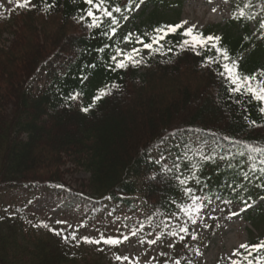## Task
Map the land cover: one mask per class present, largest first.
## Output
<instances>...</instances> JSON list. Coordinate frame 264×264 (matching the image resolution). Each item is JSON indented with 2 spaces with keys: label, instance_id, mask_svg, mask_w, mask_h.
Wrapping results in <instances>:
<instances>
[{
  "label": "trees",
  "instance_id": "trees-1",
  "mask_svg": "<svg viewBox=\"0 0 264 264\" xmlns=\"http://www.w3.org/2000/svg\"><path fill=\"white\" fill-rule=\"evenodd\" d=\"M44 2L32 0L36 7L30 11L12 6L0 16V193L25 191L12 214L0 221V264H82L53 232L33 234L31 222L38 218L31 210L33 189L71 190L94 203L93 218L118 215L122 208L134 217L133 203L140 199L139 226L162 232L172 230L173 221L185 215L181 206L192 203L185 187L208 198L202 200L244 206L264 196L259 170L264 155L250 151L264 149V114L248 96L228 91L231 85L218 74V64L205 66L204 57L215 55L214 50L201 55L181 51L177 43L182 37L176 34L139 67L112 71L108 57L121 47L118 37L108 39L101 29L87 27L90 18L78 19L88 7L83 0H47L54 5L48 11ZM151 2L158 5L148 19L153 30L178 25L165 13L169 3L143 0ZM128 3L112 0L129 17L137 8L134 3L129 10ZM263 5L262 0L238 2L224 26L200 31L221 37L242 74L264 71ZM241 8L256 18H235ZM50 21H57L54 29ZM125 21L121 18L119 25ZM5 34L13 38L5 39ZM105 44L110 47L98 52ZM165 53H174L178 65ZM185 67L200 81L182 79ZM43 74L45 83L34 87ZM101 89L109 94L82 111ZM76 93L81 95L70 100ZM171 141L180 149L164 166L153 156ZM74 172L87 175L78 190L68 184ZM178 176L188 177L187 184L181 185ZM260 209L253 220L256 229L264 225Z\"/></svg>",
  "mask_w": 264,
  "mask_h": 264
},
{
  "label": "rangeland",
  "instance_id": "rangeland-1",
  "mask_svg": "<svg viewBox=\"0 0 264 264\" xmlns=\"http://www.w3.org/2000/svg\"><path fill=\"white\" fill-rule=\"evenodd\" d=\"M153 1V0H151ZM170 4L165 7V13L171 16L170 20H177L178 24L187 21L184 27L195 26L197 30H205L211 26H224L231 17V10L238 2L245 0H163ZM4 8L0 12L5 13L13 5L7 0H0ZM153 2L149 5L143 3L133 12L129 19L119 25L116 36L121 48L128 50L132 47H141L135 43L137 37L153 34V25L148 19L150 13L156 10ZM215 9V11L213 10ZM179 12V16H178ZM54 22L50 21L54 29ZM40 23V22H39ZM254 28V25L252 26ZM132 34L133 43H125L124 37ZM10 34H5V39H12ZM9 44V43H8ZM144 50L143 58L148 55ZM171 57H174L172 55ZM174 66L177 60L173 58ZM182 66V64H180ZM182 79L195 80L199 82V77L192 76L191 71L185 67L181 71ZM33 82L34 87H39L45 83V74ZM199 78V79H198ZM199 80V81H198ZM85 102V101H84ZM80 102L79 105L84 104ZM173 143L165 146L163 156L157 152L158 161L166 164L169 159L175 156ZM72 175V176H71ZM68 182L70 187L78 190L81 180L87 175L83 172L71 174ZM72 180V181H71ZM25 196V191L10 190L0 193V221L6 215L12 214L15 204ZM31 210L38 217L31 222L34 225L33 234L49 228L65 229L63 235H68L67 243L71 250L79 256L82 264L89 262L92 264H175L177 260L180 264H230L229 257L232 252L239 248L242 243L256 244L264 240V225L256 229L254 218L261 206L264 208V198L258 202L244 207L235 203H220L212 201H201L203 209L199 215L193 214L196 223L192 218L185 215L184 220H174L171 224V231L166 227L162 231H153L148 225L138 226L141 210H143L142 200L135 199L133 203L136 212L134 217L130 215L128 208L118 209V215L108 213L105 216L89 217L93 210L94 203L84 199L83 196H76L71 190L64 188L45 189L43 187L33 189L30 192ZM241 209H244L241 211ZM260 209V210H261ZM237 213V215H232ZM87 219L85 222L84 220ZM57 221H66L67 224H57ZM44 224L49 228L43 227ZM68 225H71L69 228ZM134 226L135 229L130 227ZM186 226L188 233L179 231L180 227ZM132 231L137 235L132 236ZM179 233L177 236L170 235L171 232ZM52 232V231H51ZM76 233V240H71L70 233ZM195 234L196 239H192ZM90 239H100L101 236L118 237L128 236L129 239L117 247L105 244H88L82 237ZM180 236L184 239L181 240ZM62 240V236H58ZM156 240L155 244L149 241ZM64 241V240H63ZM169 245H173L170 247ZM243 251V250H241ZM199 253V254H198ZM117 256L128 257V260H117ZM235 259V257H233Z\"/></svg>",
  "mask_w": 264,
  "mask_h": 264
},
{
  "label": "snow or ice",
  "instance_id": "snow-or-ice-1",
  "mask_svg": "<svg viewBox=\"0 0 264 264\" xmlns=\"http://www.w3.org/2000/svg\"><path fill=\"white\" fill-rule=\"evenodd\" d=\"M8 4L13 5L14 9L19 10H32L36 7L32 3V0H7ZM83 2L88 6L84 10V15H81L78 19L83 21L86 18H90L87 23L88 28L101 29V34L106 36L108 39H112L117 33V26L119 25V21L122 18L123 20H128V15L125 14L124 10L121 9L119 5H113L112 0H83ZM135 3V7L139 8L140 4L143 3V0H139V3H136L135 0H129L128 9L130 10L132 5ZM54 5L48 4L47 0L44 2V10L48 11ZM251 7V4L245 5V8ZM0 8H4V4L0 3ZM215 11V9H213ZM119 14V16L115 15ZM3 13L0 12V16ZM235 18H247V19H255V16L249 15L246 13L244 8H241L238 14L235 15ZM109 23L105 25V21ZM187 24V21L182 22L178 25H165L158 27L153 30L152 35H148L145 33L143 36L137 37L135 43L139 44L141 47H132L128 50H125L119 46L115 48L114 54L109 55L108 60L110 61L112 67V71L123 70L131 67H139L143 60V52L147 50L149 53H159L162 48L165 47V42H167L168 38L172 35L179 34L182 38L178 41L177 46L181 51L192 50L197 55H201V53H211L215 52V55H206L204 57L205 66H210L212 64H218L222 71L218 74L223 76L231 87L228 89L229 92L237 95H246L252 101L257 102L259 107V112L264 114V71L257 74H242L239 71L238 61L236 59H232L229 55L227 48L223 47L220 44L221 37L207 35L205 36L202 32L196 29V27L189 26L184 27ZM106 29V30H105ZM183 29L182 31H179ZM259 29L264 30V19L259 21ZM132 34H128L124 37L125 43H133ZM248 39V37H245ZM110 45L105 44L104 47L97 49L98 52L104 53L106 49H108ZM167 51L171 52L172 48L168 47ZM93 67H95L93 65ZM86 79V77H85ZM112 87H118V85H113ZM109 94L104 89H101L99 94L93 97V104L88 107L82 108L81 110L84 112H88L89 108L93 107L95 102L100 100L104 95ZM81 94L76 93L69 97L70 100H76ZM251 125H255L256 121H250ZM251 152H259L261 155H264V149L251 147ZM205 160L212 159L211 157H202ZM252 159V157H249ZM223 159V157H221ZM261 165H264V160L260 161ZM252 170H256V165H252ZM260 172L264 174V167H261ZM191 178H195V175ZM244 178L248 179L247 173L244 174ZM188 177L180 178L177 177V180L181 185H186L188 181ZM199 182V181H197ZM184 192L186 195H189L192 203L190 205L181 206L180 210L192 218V222L196 223V220L193 218V214L199 215L203 209V204L200 202L202 199H208L207 197H199L194 194V190L191 187H185ZM225 203H230V201H225ZM249 207L251 205H248ZM244 209H241L243 211ZM232 215H237V213H232ZM57 224H67L66 221H57ZM43 227L49 228V225L44 224ZM70 228L71 225H68ZM49 231H52L57 236H62L65 242H68L69 236L63 235L65 229H56L49 228ZM182 233H188V228L186 226H182L179 229ZM132 236H136L137 232L132 231ZM172 236H177L179 233L173 231L170 233ZM71 240H76V233H70ZM85 243L88 244H105L112 247H117L121 245L123 242L129 239L128 236H123L122 238L118 237H104L101 236L100 239H90L85 236L82 237ZM180 239L183 240L184 237L180 236ZM192 239H196L195 234H192ZM152 244L156 243V240L149 241ZM172 247L173 245H169ZM243 250V251H241ZM199 254V253H198ZM235 257V259H233ZM117 260H128V257L117 256ZM230 264H264V240L256 243V244H247L242 243L239 245V248L234 250L229 257ZM175 264H180V261L177 260Z\"/></svg>",
  "mask_w": 264,
  "mask_h": 264
}]
</instances>
